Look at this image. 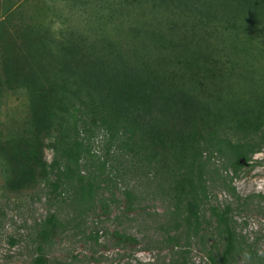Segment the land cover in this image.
Masks as SVG:
<instances>
[{"label": "trees", "instance_id": "obj_1", "mask_svg": "<svg viewBox=\"0 0 264 264\" xmlns=\"http://www.w3.org/2000/svg\"><path fill=\"white\" fill-rule=\"evenodd\" d=\"M26 1L0 0V99L25 90L29 109L14 133L0 132V197L34 191L53 195L70 209L64 218L53 212L31 226L22 224L33 247L29 264H54L45 249L70 220L84 221L97 207L107 215L111 204H123L129 213L157 203L165 218L157 248L167 250L166 264H194L192 242L201 244L208 264H237L244 240L233 208L206 206L218 187L242 203L232 178L264 149L260 90L244 91L253 104L248 111L224 99L236 85L252 82V72L244 73L232 57L255 52L264 59V0H218L212 10L198 9L189 27L198 31L197 39L200 32L210 38L198 41V49L195 39L189 50L161 27L153 31L150 51L140 46L131 54L124 41L107 34L109 26L94 28L93 38L81 31L57 36ZM93 2L71 0L72 7ZM121 4L119 15L136 14ZM218 30L227 35L211 38ZM132 39L137 42L133 34ZM258 75L252 83L264 85V67ZM96 137L104 139L101 156L92 151ZM46 149L52 152L50 162ZM227 169L230 178L223 175ZM243 201L237 209L248 198ZM112 237L116 247L138 244L118 230Z\"/></svg>", "mask_w": 264, "mask_h": 264}, {"label": "rangeland", "instance_id": "obj_2", "mask_svg": "<svg viewBox=\"0 0 264 264\" xmlns=\"http://www.w3.org/2000/svg\"><path fill=\"white\" fill-rule=\"evenodd\" d=\"M92 1L94 2L91 5L81 4L79 7H72L71 0H28L26 6L30 5L32 9L39 10L42 14V26H50V30L57 36L67 31H81L86 35H92L89 38H93L97 36L94 28L109 26L111 29L107 34L117 42L124 41L127 44L126 51L131 54L135 53V50L139 51L140 46L147 49V52L150 51V39L154 41L156 38L153 31L159 32L156 28L161 27H167L166 34H170L171 39L189 46L188 48L185 46L189 50L190 39H195L193 47L198 49L200 47L198 41L202 39L206 42L210 38L200 32V38L197 39L198 31L193 32L189 26L196 20L198 9L204 12L212 10L218 0H197L193 6L187 5L184 0L156 2L128 0V3L124 4H121L120 0ZM117 4L127 7L128 11L136 14L131 17L119 15ZM21 9L20 7L17 11ZM2 10L1 7L0 11ZM190 11L193 14H189ZM131 25L135 26L129 29ZM207 32H211L209 28ZM131 34L135 35L137 42L130 40ZM226 35L224 31L218 30L211 35V38ZM211 44L216 45L213 39ZM231 60L240 64L244 68V73L252 72L248 75L252 82L259 81L258 73H261V68L264 67V59L259 61L255 52L240 53ZM252 82L245 81L243 85H236L233 91L226 92L224 96L226 102L235 100L240 103V110H251L250 106L253 105L249 102L251 96L244 91L255 89L260 90L259 100L264 101L263 80L260 81V86ZM25 92V90L9 91L0 99V132L3 136L14 133L29 116ZM254 95L257 94L253 92ZM92 146L95 154L103 155L102 137L94 138ZM44 157L50 162L52 152L46 149ZM215 160L216 164L220 165L221 159L216 157ZM223 175L230 178L232 172L227 169ZM0 180L2 181L1 175ZM232 186L235 187L243 204V200L248 198L247 205L243 209H237L242 203L232 200L228 192L220 187L211 190L206 208L216 204L221 206L230 204L233 208L236 231L244 240L243 255L238 258L237 264H264V199L260 200L256 197L260 194L264 198V149L256 153L251 162L241 164L238 175L232 178ZM36 193L28 191L17 196L5 194L0 197V218L3 220L0 226V264H29L33 247L31 241L27 240L29 231L22 226L24 222L27 226H31L53 212H56L60 218L67 216L69 206L58 203L53 195L47 198L40 194L36 196ZM14 207L17 209L15 210ZM123 209V204H111L107 215L97 207L95 214H88L84 221L70 220L66 229L63 232L59 231L52 244L45 249L46 257L54 264H166L168 258L165 260L163 258L167 255V250L161 251L157 248L160 246L157 245L160 240L158 226L165 222L162 207L158 203L151 204L144 210L129 213L123 212ZM115 230L136 238L138 244L134 248L128 244L116 247L112 237ZM205 237L209 239L211 236L207 233ZM10 239H14L15 243L10 244ZM210 244L211 240L206 242L205 251ZM147 246L152 248L146 250ZM198 248H201V244L191 243V261L194 264H208L205 253Z\"/></svg>", "mask_w": 264, "mask_h": 264}]
</instances>
